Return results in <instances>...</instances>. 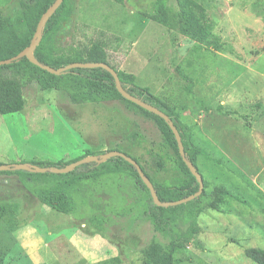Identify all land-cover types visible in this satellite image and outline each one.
<instances>
[{
  "label": "rangeland",
  "instance_id": "rangeland-1",
  "mask_svg": "<svg viewBox=\"0 0 264 264\" xmlns=\"http://www.w3.org/2000/svg\"><path fill=\"white\" fill-rule=\"evenodd\" d=\"M196 1L206 8L223 50L186 33L177 0L167 3L169 25L158 17L157 0H71L70 21L57 44L75 53L103 43L109 61L165 101L191 145L204 151L198 169L207 192L217 186L229 191L222 211L205 209L198 217V233L184 240L174 264H255L245 251L264 250V0ZM0 16L24 31L17 0H0ZM23 94V111L0 114V155L58 163L88 151L119 150L154 181L182 182L156 122L124 102L74 103L66 92L37 82ZM14 176L27 195L0 186L8 196L0 195L2 264H143L149 251L169 243L149 220L135 218L149 198L131 175L82 186L81 197L91 192L93 211L84 209L81 220L36 196L35 190L51 186L50 177ZM190 227L179 216L182 236Z\"/></svg>",
  "mask_w": 264,
  "mask_h": 264
},
{
  "label": "trees",
  "instance_id": "trees-1",
  "mask_svg": "<svg viewBox=\"0 0 264 264\" xmlns=\"http://www.w3.org/2000/svg\"><path fill=\"white\" fill-rule=\"evenodd\" d=\"M17 1L22 9L25 29L24 31L17 30L11 17L0 16V61L16 57L30 46L42 16L56 2V0ZM117 1L119 3L124 2V0ZM177 2L186 33L216 51L223 50L224 44L213 33L212 22L206 8L196 0H177ZM167 3L168 0H157L158 17L164 24L169 25ZM71 12V0H64L63 4L47 23L43 39L34 52L35 58L43 65L54 69H60L73 63L103 62L111 66L118 73L123 88L129 94L158 108L173 120L182 138L187 158L198 169V158L204 151L191 145L190 134L185 126L173 116L165 101L154 95L148 87L140 86L134 74L119 70L109 61L108 53L103 43L96 42L91 47L75 53H65L59 48L57 38L60 31L64 28L63 25L70 21ZM35 82L40 84L45 90L56 89L66 92L74 103L122 101L128 109L138 111L145 117L154 120L164 138V146L174 153L173 162L182 177V182L177 185H165L156 182L148 175L144 166L134 158L150 178L160 201L164 204L177 202L199 191L200 184L184 162L177 139L169 125L159 116L123 98L116 87L113 76L108 71L102 68H75L69 70L66 74L56 76L33 65L26 57H22L11 64L0 66V114L10 115L23 111L25 108L24 90ZM105 153L88 151L85 156L70 162H23V164H32L50 169L65 168L84 157L98 156ZM222 162L223 160L221 159L217 160L219 164H222ZM198 171L200 172L199 169ZM1 173L7 175L26 173L29 176L37 177L41 181L50 177L54 181H47L46 184L51 186L35 190L34 193L43 204L57 212L72 215L77 220H81L84 214H89L93 211L89 207L91 192L87 191L81 197L82 186L87 183L95 184V182H101L109 177L115 183L114 177L120 175L133 176L138 183V187L146 192L149 198L146 209L135 218L137 220H149L157 231L169 239V243L164 248L149 251L143 264H174V256L183 247L184 240L190 241L198 233L196 227L198 217L205 209L222 211L225 199L230 195L224 186H217L211 193L207 192V182L203 179L204 191L197 199L178 206L158 207L154 204L151 193L141 180L136 168L121 157L112 158L102 164L96 162L84 164L67 174H54L51 172L34 174L24 170ZM83 210L87 212L83 214ZM179 216L182 217L185 223L191 224L189 234L186 237L182 236L177 229ZM91 220L95 221L96 218L93 217ZM245 255L255 264H264L263 249L249 248L245 251ZM112 261H118V259L115 258ZM0 264H2L1 261Z\"/></svg>",
  "mask_w": 264,
  "mask_h": 264
},
{
  "label": "water",
  "instance_id": "water-1",
  "mask_svg": "<svg viewBox=\"0 0 264 264\" xmlns=\"http://www.w3.org/2000/svg\"><path fill=\"white\" fill-rule=\"evenodd\" d=\"M64 0H56V2L47 10V12L42 16L37 30L34 34V37L31 41V44L28 48H26L23 52H21L18 56L9 59V60H5V61H0V66L2 65H8L11 64L13 61H17L22 57H26L30 63H32L33 65L42 68L43 70L49 72L52 75H56V76H61L63 74H66L69 70L71 69H75V68H81V69H97V68H102L106 71H108L114 78L115 83H116V87L119 91V93L122 95L123 98H125L126 100L136 104L137 106L159 116L160 118L164 119L165 122L169 125V127L171 128V130L173 131L177 142H178V146H179V150H180V154L184 160V162L186 163V165L188 166L190 172L193 174V176L197 179V181L200 184V189L199 191L192 195L189 196L185 199L179 200L177 202H173V203H167L164 204L160 201L158 194L154 188L153 183L151 182L150 178L146 175V173L144 172V170L142 169L141 165L131 156L127 155L124 152L118 151V150H112L109 152H106L103 155L100 156H87L82 158L81 160H78L76 162H73L72 164L66 166L65 168H41L39 166L36 165H32V164H13V165H6V164H2L0 165V172H5V171H20V170H24V171H29L31 173H47V172H51L54 174H67L70 173L72 171H74L77 167L84 165V164H88V163H92V162H96L98 164H102L107 162L108 160L115 158V157H121L123 158L125 161H127L129 164H131L132 166H134L141 178V180L143 181V183L145 184V186L148 188V190L151 193L152 199L154 201V204L158 207H173V206H178V205H182V204H186L192 200L197 199L198 197L201 196V194L204 191V180L202 175L200 174V172L198 171V169L196 168V166L187 158V155L185 153L184 150V146H183V142H182V138L180 136L179 130L177 129V127L175 126L173 120L167 116L164 112H162L161 110H159L158 108L147 104L146 102L142 101L141 99L132 96L131 94H129L122 86L120 78L118 76V73L108 64L103 63V62H99V63H73L70 64L66 67L60 68V69H54L50 66L47 65H43L42 63L39 62V60H37L34 56V52L37 49V47L40 45L42 39H43V34H44V30L45 27L47 25V23L49 22V20L52 18V16L56 13V11L60 8V6L63 4Z\"/></svg>",
  "mask_w": 264,
  "mask_h": 264
},
{
  "label": "crops",
  "instance_id": "crops-1",
  "mask_svg": "<svg viewBox=\"0 0 264 264\" xmlns=\"http://www.w3.org/2000/svg\"><path fill=\"white\" fill-rule=\"evenodd\" d=\"M21 160L18 161H12L9 157L0 155V164H6V165H13V164H21ZM1 173V172H0ZM0 186L3 190L8 192H13V195L16 196V194H24L26 196L27 194L23 192V187L21 183L19 182V179L17 176L13 175H7V174H0ZM28 193V192H27ZM2 194L3 197H8L6 194L0 192V195ZM91 232V231H90ZM94 231L92 230V234Z\"/></svg>",
  "mask_w": 264,
  "mask_h": 264
}]
</instances>
